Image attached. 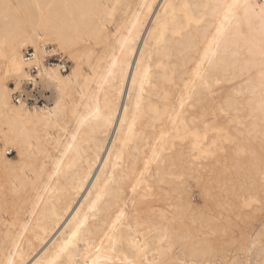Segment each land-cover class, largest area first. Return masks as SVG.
Segmentation results:
<instances>
[{
	"label": "bare ground",
	"instance_id": "obj_1",
	"mask_svg": "<svg viewBox=\"0 0 264 264\" xmlns=\"http://www.w3.org/2000/svg\"><path fill=\"white\" fill-rule=\"evenodd\" d=\"M262 2L0 0V264H264V219L212 255L188 223L264 205Z\"/></svg>",
	"mask_w": 264,
	"mask_h": 264
},
{
	"label": "rangeland",
	"instance_id": "obj_2",
	"mask_svg": "<svg viewBox=\"0 0 264 264\" xmlns=\"http://www.w3.org/2000/svg\"><path fill=\"white\" fill-rule=\"evenodd\" d=\"M262 1L263 0H257V2L259 4H262L263 3ZM57 55H59V56H57ZM57 55H56L57 57H61V58L67 59L69 61L70 68L72 67L71 61L69 60L68 57H66L65 54L63 55V52H59ZM7 85L9 87L13 88V86H12L13 82H12L11 79H8ZM34 86L35 87H34V91L33 92L34 93L36 92L37 95L39 96V98L41 99L40 103H43V105H46V106H50V104L56 98L55 90L51 86H49L45 81H43L41 78L39 80H37V82H36V84ZM23 88L26 89L25 86ZM26 90L30 91V89H28V88ZM224 145H226L228 147L230 146V145H228V143H224L223 146ZM226 146H224V147H226ZM207 149L209 150L210 148H207ZM211 150L214 151L213 149H211ZM257 152L259 153L258 158L261 160V164L263 162V165H264V157L263 158L261 157V156H263L262 152L260 150H258V149H257ZM10 158H14L15 159L16 158L15 157V153H12V156ZM189 184H190V186H189ZM188 186L190 187L189 193H188V199H189L191 205L194 206V207H201L203 205V203H202V200L200 199V189L198 188V185H196L192 180H189ZM217 190H218V188H216V186H215V189L212 190V194H214V196H215V194H218L217 197H216V199L218 200V198L220 199L221 198L220 196H222L223 194L221 192L217 191ZM240 194L243 195V197H245V199L243 200V203L237 202L235 204V201H234V205L232 203L233 206H231V204H228V205H222L221 204V206H220V203H216V200L215 201H211L212 204L210 202V205H209V202L208 203H204V205L206 207L209 206V207H207V209H205V206L203 205L204 206V208H203L204 217L203 218L202 217L201 218L200 217H195L194 218V216H192L190 218L188 223L190 224L191 230L195 231V228H198V232H199L198 236H202L201 233L204 232V236H202L203 238H205L204 242L206 243L207 246H210L211 249H213V251L211 249H207V252L209 254H211V253L214 254L215 253L214 250L217 249V245L221 241L226 240L225 239V238H227L226 234H225L226 237L222 236L220 229L224 228L225 227L224 225L227 224L228 222H230V223H228L229 226H227L228 224L226 226L229 228L230 224H231L232 227H230V228H231L232 231L229 230L230 232L227 231V233L229 234V236L232 235L233 237H236V235H237V237H238V235H240L241 233H244V231L248 230L247 232H249V229H250L249 225L251 226V224H252L253 226H255L258 223H260V221H262L264 219V215H263L264 214V208H263L264 205L262 203H256L254 201L253 202H249L247 200V193L241 192ZM259 195L260 194H258V195L256 194L257 197H259ZM213 203H215V204H213ZM218 204H219L218 208H220V209H217V207L215 208V206L218 205ZM212 205H215L214 208H212L213 207ZM261 205H263V206H261ZM164 206H165V204H161V206L159 204V207H162L160 209L161 213L162 214H169L168 213L169 210L167 208H165ZM222 206H223V208H222ZM261 211H263V212H261ZM239 215H243V216H239ZM208 216H211V217H209L210 222L208 220ZM253 216H254V218H253ZM258 216H259V218H258ZM170 217H172V216H170ZM229 217H230V219H229ZM251 217L253 219H251ZM211 218L213 220V223L211 221ZM223 218H225L227 220V222ZM200 219H202V220H200ZM173 220L176 221V219H173ZM223 220H225V222H223ZM230 220H232V221H230ZM204 221H206V222L204 223ZM220 223L222 224V226H221ZM248 223H251V224H248ZM191 225L192 226L194 225V226L192 227ZM213 225H214V227H213ZM217 225H219V227H217ZM233 226H236L234 228V230H233ZM212 228L213 229L215 228L214 230L217 231L216 234H212L211 233ZM217 229H219L220 232ZM202 230H203V232H202ZM195 234H197V232ZM221 237H223V238H221Z\"/></svg>",
	"mask_w": 264,
	"mask_h": 264
},
{
	"label": "built area",
	"instance_id": "obj_3",
	"mask_svg": "<svg viewBox=\"0 0 264 264\" xmlns=\"http://www.w3.org/2000/svg\"><path fill=\"white\" fill-rule=\"evenodd\" d=\"M59 56V55H57ZM56 55H49V56H45V64L46 65H57L60 67V70L62 72H66L67 70H69V61L65 58H61V57H57ZM23 57L24 60L26 62H30L32 59H34V52L31 49H26L23 53ZM36 70L34 68L30 69L29 74L35 76ZM13 86V85H12ZM24 86L26 87V89H30V91L28 92V95H30L29 97H27L26 95L19 93L17 91L12 93V98L14 100V102H18L20 100H24V102L29 105H43V103H40L41 99L39 98V96L37 95V93L33 92L34 91V85L30 82L25 83Z\"/></svg>",
	"mask_w": 264,
	"mask_h": 264
}]
</instances>
